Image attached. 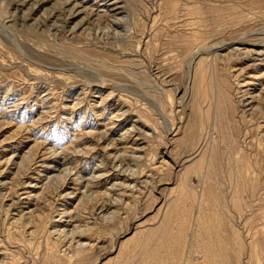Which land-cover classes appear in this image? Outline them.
Returning a JSON list of instances; mask_svg holds the SVG:
<instances>
[{"label": "rangeland", "instance_id": "rangeland-1", "mask_svg": "<svg viewBox=\"0 0 264 264\" xmlns=\"http://www.w3.org/2000/svg\"><path fill=\"white\" fill-rule=\"evenodd\" d=\"M99 263L264 264V0H0V264Z\"/></svg>", "mask_w": 264, "mask_h": 264}, {"label": "water", "instance_id": "water-1", "mask_svg": "<svg viewBox=\"0 0 264 264\" xmlns=\"http://www.w3.org/2000/svg\"><path fill=\"white\" fill-rule=\"evenodd\" d=\"M126 236H127V233L123 234V235L118 239V241H117V243H116V245H115V249L118 248L120 240L124 239ZM99 262H100V260H99Z\"/></svg>", "mask_w": 264, "mask_h": 264}, {"label": "bare ground", "instance_id": "bare-ground-1", "mask_svg": "<svg viewBox=\"0 0 264 264\" xmlns=\"http://www.w3.org/2000/svg\"><path fill=\"white\" fill-rule=\"evenodd\" d=\"M69 15V14H68ZM77 15V14H76ZM86 20V19H85ZM220 43V42H219ZM217 45H219V44H213V45H210L209 46V48H212V47H215L214 49H217L218 47H220V46H217ZM223 46V45H222ZM195 55V54H194ZM193 55V56H194ZM197 55V54H196ZM73 235V234H72ZM120 243V242H119ZM99 264H101V263H99Z\"/></svg>", "mask_w": 264, "mask_h": 264}]
</instances>
